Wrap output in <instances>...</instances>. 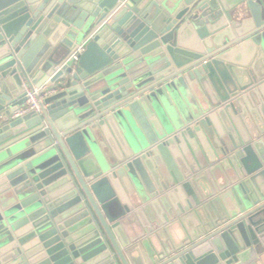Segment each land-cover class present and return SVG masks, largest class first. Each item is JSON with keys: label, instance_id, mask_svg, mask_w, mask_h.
Returning <instances> with one entry per match:
<instances>
[{"label": "water", "instance_id": "obj_1", "mask_svg": "<svg viewBox=\"0 0 264 264\" xmlns=\"http://www.w3.org/2000/svg\"><path fill=\"white\" fill-rule=\"evenodd\" d=\"M257 262L264 0H0V264Z\"/></svg>", "mask_w": 264, "mask_h": 264}, {"label": "built area", "instance_id": "obj_2", "mask_svg": "<svg viewBox=\"0 0 264 264\" xmlns=\"http://www.w3.org/2000/svg\"><path fill=\"white\" fill-rule=\"evenodd\" d=\"M84 45L79 46L69 58L68 62L76 63L79 61L80 55L84 52ZM51 93L48 84H44L40 87L26 88V103L21 108L18 116H24L29 113L40 114L43 110L45 98Z\"/></svg>", "mask_w": 264, "mask_h": 264}, {"label": "crops", "instance_id": "obj_3", "mask_svg": "<svg viewBox=\"0 0 264 264\" xmlns=\"http://www.w3.org/2000/svg\"><path fill=\"white\" fill-rule=\"evenodd\" d=\"M26 88H25V90H26ZM196 95H197V99L200 100L201 102L207 100L205 93H203L200 89L199 90H196ZM177 235H179V233H177ZM257 264H261V263L260 262H257Z\"/></svg>", "mask_w": 264, "mask_h": 264}]
</instances>
